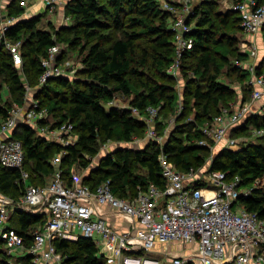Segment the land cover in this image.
<instances>
[{"label": "trees", "instance_id": "trees-1", "mask_svg": "<svg viewBox=\"0 0 264 264\" xmlns=\"http://www.w3.org/2000/svg\"><path fill=\"white\" fill-rule=\"evenodd\" d=\"M257 3L264 5V0H257ZM219 5V0H203L194 10V18L188 20L190 25L194 20L196 22L187 34L192 40V47L185 51L181 59L185 80L184 110L176 120L174 131L182 137L173 134L163 147L159 142L150 141L141 150L117 149L102 158L100 170L84 179L85 184L95 189L110 180L115 195L131 198L137 194L138 187L146 190L151 184L161 188L166 186L159 160L162 152L180 171L199 170L205 166L208 158L203 153L210 154L211 148L198 145V141L205 138L198 127L210 122L223 107L236 104L240 91L244 102L252 92L246 83L250 72L232 65L233 59L236 62L248 60V55L240 50V35L244 34L240 14L233 10L224 13ZM25 11L18 0L10 6L9 15L20 16ZM66 13L73 24L65 29L73 32V39L63 37V32L52 25V29H39L42 15L21 20L7 31L8 39L22 43L23 70L15 66L12 54L4 43L0 44V75L7 78L14 104H25L26 86H30L34 92L32 96L38 98L41 106L55 118L52 127L70 122L78 135L75 143L63 146L48 141L33 126L19 124L16 127L13 138L23 144L24 169L29 172V181L34 185H39L38 182L44 185L47 181L45 176H53L55 167L52 160L58 153H64L60 165L63 178L70 185L73 168H90L101 141L114 139L129 143L140 130L146 128L145 122L133 116L130 109L107 108L116 96H133L130 104L143 116H146L148 107L158 109L168 106L170 113L175 112L180 99L176 81L168 73L176 58L171 15L164 12L157 0H71ZM143 39L151 43L153 52L142 48V56L138 58V49H141L139 41ZM83 40L89 46L84 59L83 74L86 79L52 78L39 87L43 73L41 62L49 49L57 43L63 47L64 44L75 47ZM148 58L174 85L155 83L144 74L141 66L147 64ZM227 66L231 67L227 75H237L240 89L221 80ZM257 70L258 74L264 73V64L258 63ZM1 90L0 87V100ZM12 106L0 105V127ZM191 114L193 119L188 120ZM49 120L43 121V124L49 123ZM252 128H264V117H250L244 125L233 129L231 135L249 138ZM242 143L241 150L222 149L211 159L208 172H229L230 178L239 176L244 187H252L256 180L264 178V135L255 138V141ZM23 181L21 171L0 167V190L15 202L25 193L27 184ZM198 185L204 183L200 181ZM237 206L264 219V187L254 188L247 197L242 195ZM39 209L18 208L12 216L10 228L25 238L27 247L33 243L32 233L43 228L49 219V214ZM53 243L57 252L65 257L64 264H107L92 239L80 236L77 240L57 239ZM138 254L142 255L144 251ZM22 259L31 264L30 256ZM8 260L9 257L4 254L0 264H10ZM188 264L195 262L190 260Z\"/></svg>", "mask_w": 264, "mask_h": 264}, {"label": "built area", "instance_id": "built-area-1", "mask_svg": "<svg viewBox=\"0 0 264 264\" xmlns=\"http://www.w3.org/2000/svg\"><path fill=\"white\" fill-rule=\"evenodd\" d=\"M60 1L46 0V7L53 12ZM228 3L229 10L240 14L241 26L247 37H254L262 31L264 5H258L257 0H231ZM184 6L185 12L190 11L187 3ZM177 13H172L175 14L171 29L176 38V58L170 71L177 69L185 51L192 47V40L187 34L192 31L194 24L188 23V14ZM24 14L11 16L4 13L3 0H0V44L4 43L10 51L16 67L23 65L22 43L8 39L6 34L22 20ZM65 20L70 22L71 18L67 16ZM242 43L245 47L254 44L250 39ZM62 47L59 43L53 45L42 59L43 73L39 87L52 78L68 77L57 61ZM241 52L248 55V60L237 61L236 66L250 72V79L246 83L252 90V101L244 102L240 96L236 104L223 107L210 122L199 126L205 137L198 141L200 146L212 148L209 142H213L221 144L222 149L241 150L242 142L251 139L232 137L231 131L244 125L252 116L264 117V107L256 111L252 108L255 102L264 98V73H257L258 48H245ZM32 92L33 88L26 86L25 104L15 105L0 127V167L21 171L25 182L30 179V174L24 169L23 144L21 140L13 138V132L19 124L37 125L36 130H41V134L63 146L73 144L76 140L75 127L70 122L58 127L43 124V121L50 119L49 112L41 106L38 98L28 102ZM116 99L109 105L120 108ZM128 109L150 127L146 132L147 138L156 140L157 132L152 126L157 108L148 107L146 116L135 107ZM182 110L183 106L180 105L179 114ZM263 135L264 128H255L252 132L256 138ZM63 154L61 152L54 158L52 164L55 172L48 184H28L18 202L0 190V260L5 254L11 264L17 256L28 255L31 264H64L65 257L57 252L54 240H77L83 236L94 240L99 247V255L106 259L107 264H188L195 258L200 264H264V219L242 206L236 207L242 195L247 197L254 188L264 187V178L256 180L252 187H244L242 178H230L229 172H208V169L207 174L198 175L201 169L180 171L162 152L159 160L166 186L161 188L151 184L146 190L138 187L135 196L123 198L113 193L110 180L92 189L74 175L75 183L67 184L60 165ZM200 181L204 185H198ZM93 201L135 218L141 227L134 234L119 233L99 216ZM30 207L43 208L49 213V219L43 228L32 233L33 243L27 247L25 238L11 229L10 223L14 208ZM133 242L140 245L144 254H138ZM171 243H197L198 256L182 257L162 253L166 259H158L154 253L158 245L167 246Z\"/></svg>", "mask_w": 264, "mask_h": 264}, {"label": "rangeland", "instance_id": "rangeland-1", "mask_svg": "<svg viewBox=\"0 0 264 264\" xmlns=\"http://www.w3.org/2000/svg\"><path fill=\"white\" fill-rule=\"evenodd\" d=\"M71 0H67L65 7H63L62 9H58L57 10V6H55V9L53 11L52 16L54 17H50V15H45L44 14H39L42 15V20L40 22V24L38 25L39 29H52L51 27L54 26L55 28L61 30L63 32V37L65 38H74V34L73 32L70 31H66L65 28H67V26H71V24H73V22H67L65 20V17H67V13H66V7L68 2ZM158 3L160 4V7L164 10L165 13H168L171 16L170 19V26L172 28V24H173V19L175 14V12H178L177 14H182L184 13V15H189L188 19L191 20L194 18V10L196 8V6L198 4H200L201 1L203 0H157ZM229 1L231 0H219V8L220 11L222 12H227L230 11L229 10ZM188 4V7L190 9V11L185 12L186 10H184L185 8V4ZM170 5V6H169ZM37 15V16H39ZM64 17V18H63ZM55 19V20H54ZM52 20H54L53 22H51ZM196 20H194L192 22V24H195ZM52 25V26H51ZM260 33V32H259ZM263 33V37H264V30L262 31ZM250 39V36L247 37V35L245 34H241L240 35V50H243L245 48H258L259 50V57H258V61H260L259 63L264 64V53L261 52V49L259 47V45L257 44V42H254V44H248V47H245L243 45V41L246 39ZM141 44V49H138V58H140L142 56V48H148V50L152 51L151 48V43H149L147 41V39H143L142 41H139ZM89 50V46L88 44L85 43V41L83 40L82 44H78L75 47H71L69 44H64V47H62V50L60 52L59 58H58V63L60 64V66L62 67L63 71L65 72L66 76H68L70 78L71 81L73 80H84L86 79V76L83 74V70L85 68L84 66V59L86 58L87 52ZM236 64V61L233 59L232 61V65ZM182 65H184L182 63V60L179 61L178 63V67L176 70L170 71L168 69V73L173 77L175 82V87L178 90V92L180 93V99L176 105V111L170 113V108L167 106H163L160 107L156 110V118H155V122L152 126V128L154 127L157 132V137L156 140L155 139H149L146 136V132L147 129H149L150 127H147L144 130H140L136 136L133 138L132 142L129 143H124V142H118L117 140H109V141H101V144L99 145V151L98 153L92 157V164L90 166V168H82L81 166L80 169H78L79 167L76 166L77 170L79 172H85V170H88V176L93 175V172H95L96 174L98 173V171L100 170L99 168L101 167V161L102 158H104L105 156H107L110 153H113L114 151H116L117 149H122V148H132L133 150H141L143 149L146 144H148L150 141H156L159 142L160 145H164V143H166L170 137H172L173 134H175L178 137H182V135L179 132L174 133V131L177 128V118L179 117V108L180 105L183 106V110H184V97H183V92H184V85H185V80L183 78L182 75V70L183 67ZM21 67H18L20 69L23 70ZM141 69L143 70L144 74H146V76H150V78L158 84H167V85H174V83H170V81H168L166 79V77L164 76L163 72H161V70L158 69V67L153 63V60L151 58H148L147 64H143L141 66ZM229 70L231 71V67L227 66L222 75H221V80L225 83H229V84H234V86L237 89L241 88L240 83H238L237 80V75L235 74L234 70H232V73L235 74L233 75V77H231L230 75L228 76L227 73H229ZM23 73V72H21ZM191 73V72H190ZM24 76V75H23ZM147 79V78H146ZM0 87H1V100H0V105L4 106V107H8V106H12V108L17 105L16 103L14 104V98L10 95L9 91H8V87H7V78L5 75H0ZM244 94V93H243ZM242 96V95H240ZM240 96H238V100H240ZM248 99L247 102L252 101V96L251 94L247 95ZM115 98V97H114ZM116 102L120 105V108L122 109H128L131 107L130 104V100L133 99V96L130 98L125 97L123 95H119L116 96ZM264 101H262V103L257 104L258 106H261V104H263ZM193 104V103H192ZM107 108H109V103L107 104ZM254 103V106H257ZM183 110L181 112H183ZM193 114V113H192ZM190 115L188 117V120L193 119L192 116ZM56 122L55 118L53 119L52 116L50 115V120L48 124H54ZM162 122V123H161ZM35 128H37V125L34 126ZM199 128V127H198ZM41 129V127H40ZM189 130V128H186ZM255 129V128H254ZM250 130V133L252 134L253 130ZM39 133H41V130H37ZM43 135V134H42ZM75 139L77 140L78 135L77 133H74ZM251 140L255 141L256 137L250 136L249 137ZM74 139V140H75ZM75 140V142H76ZM159 140V141H158ZM58 143V142H57ZM59 144V143H58ZM209 145L212 146L211 148V152L210 154H206L203 153L204 156H206L207 162L205 164L204 167L201 168V170H199L197 172L198 175H202V174H207V170L210 167L211 164V159L214 158L217 154H219V152H221L222 150V146L221 144H215L213 142H209ZM208 147V146H207ZM63 152V151H62ZM61 153V152H60ZM59 154V153H58ZM57 154V155H58ZM135 172H137L136 168L134 170ZM80 173V174H81ZM85 177V176H84ZM189 243H180V251L184 250V248H186L185 252L187 257H196L198 256L197 253V249L195 250V247L193 245L188 246ZM170 247H173L172 245H168ZM190 251V252H187ZM181 253V252H180ZM183 253V252H182ZM141 255V254H140ZM186 257V256H185ZM195 264H200L199 260L197 258L193 259ZM18 262L17 258L14 259V261L11 264H16ZM18 264H27L24 263L23 261L18 262Z\"/></svg>", "mask_w": 264, "mask_h": 264}, {"label": "crops", "instance_id": "crops-1", "mask_svg": "<svg viewBox=\"0 0 264 264\" xmlns=\"http://www.w3.org/2000/svg\"><path fill=\"white\" fill-rule=\"evenodd\" d=\"M14 1H18V0H3V11H4V13L6 12L7 14H9L10 6L12 5V3ZM66 2H67V0H61L60 3L57 4V10L58 9L60 10L63 7H65ZM20 3L25 7V9L28 8L27 9V12L21 17L22 20L23 19H30L32 17H35V16H37L39 14H44V13H46L45 15H48L49 14L50 17L53 14V12H50L48 10V8L46 7V0H20ZM52 17H54V16H52ZM54 20H52L51 22H53ZM250 40L253 41V42H257V44L259 45V47L261 49V52L264 53V37H263L262 31L260 33H258L256 36L250 37ZM258 54H259V50H258ZM256 61H258V59ZM258 62H260V61H258ZM32 95H34V92H32ZM262 101H264V98L261 101L255 102V105H257L259 103H262ZM28 102L30 103V99H28ZM263 107H264V103L261 104V106H258V105L257 106H254L253 105L252 108H253L254 111H256L259 108L262 109ZM50 125H52V124H50ZM47 140L50 141V142L57 143L56 141H51L48 138H47ZM58 155H56V156H58ZM53 160H52V162H53ZM78 169H80V167ZM72 172H73V176L74 175H75V177L77 176L78 180H80V181H84V179L88 178V170H85L84 173L83 172L81 173V172H79L77 170L76 167H74ZM73 176H72V178H73ZM51 178L52 177L45 176V180H47L46 181V184L43 185V182H38L39 183V186H45V185H47L48 182H49V180ZM39 179H42V178H39ZM29 180L27 182H25V181H23V182L25 184H27V185L28 184H31L30 183L31 181H29ZM74 183H75V180L73 178L72 179V183L70 185H72ZM10 198L13 199L12 197H10ZM94 204H96V202H94ZM96 206H97V209H98V212H99V216L100 217H103L104 219H106L107 222L111 226H113V228L115 230H117L119 233H132V234H134L136 232V230L141 227V225L139 224V222L135 218L130 217V216L125 215V214H122V213H119V212H116V211L112 210L109 205H102V206H100V205L96 204ZM41 209L43 211V208H41ZM41 209H39V210H41ZM15 210L16 209L14 208L13 214L15 213ZM44 211H46V210H44ZM10 226H11V223H10ZM132 245L135 248V250H137L138 252L141 251V247H140V245L137 242H133ZM168 245H172L173 247H170ZM168 245L167 246H165V245H158V247L156 249V252H154L155 255L157 256V258L160 259L161 261L162 260L164 261L166 259L165 256H163L162 253L175 254L177 256H182V257L186 256L187 257L186 252H185L187 249L184 248V250H181L180 251V249H179L180 243H171V244H168ZM191 245H193L195 247V250L198 248V244L197 243H189L188 244V246H191ZM187 252H190V251H187ZM23 257H25V256L24 255H22V256L19 255L16 258H17L18 262L23 261L25 263L24 259H22ZM18 262L16 264H18Z\"/></svg>", "mask_w": 264, "mask_h": 264}, {"label": "bare ground", "instance_id": "bare-ground-1", "mask_svg": "<svg viewBox=\"0 0 264 264\" xmlns=\"http://www.w3.org/2000/svg\"><path fill=\"white\" fill-rule=\"evenodd\" d=\"M246 39V38H245ZM34 97L32 96V97H29L28 99H30V102H31V100L33 99Z\"/></svg>", "mask_w": 264, "mask_h": 264}]
</instances>
